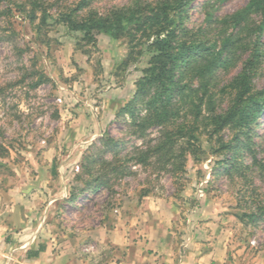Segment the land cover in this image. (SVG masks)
Masks as SVG:
<instances>
[{
  "label": "rangeland",
  "instance_id": "rangeland-1",
  "mask_svg": "<svg viewBox=\"0 0 264 264\" xmlns=\"http://www.w3.org/2000/svg\"><path fill=\"white\" fill-rule=\"evenodd\" d=\"M75 1L0 0L3 209L18 204V194H24L39 213L50 201L51 218L62 228L77 231L97 224L109 226L122 207L126 210L150 197L175 210L179 234L199 232L209 242L220 243L227 264H264V111L251 133L224 129L211 140L201 135L196 155L187 156L184 170L174 175L155 173L128 160L135 147L145 148L157 137L156 130L145 139H136L122 119L113 118L104 130L79 137L75 124L81 118L97 120L104 95L125 80L134 87L149 57L143 54L121 66L128 51L124 39L99 34L94 45L80 42L77 33L56 21L57 12ZM128 1L90 0V6L104 11ZM248 1L194 0L185 27L205 28L210 30L208 38L215 39L225 29L232 30L222 28L221 20ZM235 54L233 62L217 71L211 89L221 110L230 102L228 85L244 58ZM253 87L264 88V57ZM101 162L116 163L117 172L124 171L112 173ZM39 166H43L42 175ZM96 176L98 183L93 181ZM100 183L106 185L91 193L89 189Z\"/></svg>",
  "mask_w": 264,
  "mask_h": 264
},
{
  "label": "trees",
  "instance_id": "trees-1",
  "mask_svg": "<svg viewBox=\"0 0 264 264\" xmlns=\"http://www.w3.org/2000/svg\"><path fill=\"white\" fill-rule=\"evenodd\" d=\"M60 1L64 0H56ZM192 2L129 0L121 7L98 11L90 6V0H77L72 7L64 5L57 12L56 21L68 32L77 33L80 42L94 45L99 34L112 40L124 39L128 51L121 66L148 55L132 98L114 118L122 119L136 139H145L152 130L157 131L155 139L149 140L145 148L135 147L128 159L155 173L182 172L186 157L195 156L199 150L201 135L211 140L219 138L224 129L235 130L236 134L251 133L264 111V88L253 87L254 75L264 57V0H249L240 11L222 19L221 27L232 30L225 29L212 40L208 38L210 30L185 27ZM33 13L34 9L30 10V22L34 20ZM234 54L244 58L228 85L230 102L221 110L211 89L217 71L233 62ZM233 140L238 141V137ZM109 142L116 143L112 139ZM101 163L112 173L124 171L117 172L116 163ZM93 181L98 183L99 176ZM101 185L106 184H96L90 192Z\"/></svg>",
  "mask_w": 264,
  "mask_h": 264
},
{
  "label": "crops",
  "instance_id": "crops-1",
  "mask_svg": "<svg viewBox=\"0 0 264 264\" xmlns=\"http://www.w3.org/2000/svg\"><path fill=\"white\" fill-rule=\"evenodd\" d=\"M133 88L125 80L108 91L95 114L98 119L81 118L75 133L93 136L104 130L132 98ZM37 168L42 175L43 166ZM18 196V204L4 210L0 194V264H227L220 243L209 242L199 232L179 234L175 210L162 200L145 197L126 210L122 207L109 226L71 231L51 218L50 201L39 213L24 194Z\"/></svg>",
  "mask_w": 264,
  "mask_h": 264
}]
</instances>
